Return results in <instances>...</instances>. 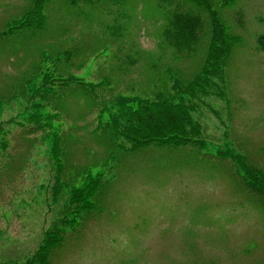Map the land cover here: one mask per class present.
<instances>
[{
	"label": "rangeland",
	"instance_id": "374dc122",
	"mask_svg": "<svg viewBox=\"0 0 264 264\" xmlns=\"http://www.w3.org/2000/svg\"><path fill=\"white\" fill-rule=\"evenodd\" d=\"M210 2L234 39L224 95L190 112L200 146L127 150L106 122L117 94L152 97L198 73L211 30L202 7L47 0L42 28L0 37V264L25 262L64 215L48 264H264V181L223 154L264 174V0ZM31 6L0 0V32ZM176 8L203 20L188 47L163 35ZM90 178L93 204L73 212L70 192Z\"/></svg>",
	"mask_w": 264,
	"mask_h": 264
},
{
	"label": "trees",
	"instance_id": "16d2710c",
	"mask_svg": "<svg viewBox=\"0 0 264 264\" xmlns=\"http://www.w3.org/2000/svg\"><path fill=\"white\" fill-rule=\"evenodd\" d=\"M31 1V8L12 27L0 32V37L19 29L32 30V28L40 29L43 27L45 22L44 7L47 0ZM186 1L196 8L202 7L209 17L211 30L202 65L190 81L184 84L175 80L169 91L156 92L152 97L119 93L111 100L114 110L110 120L106 123L115 139L120 136L123 141L129 144L125 146L127 150H136L151 145L178 146L184 142H191L200 146L203 142L199 137L202 128L197 121L194 124L190 116L194 104H198V101H195L196 99L201 100L205 96L222 97L224 95L222 85L224 83L225 64L230 50L229 39H234V37L227 34L226 27L222 25L210 0ZM166 18L167 28L163 35L170 37L171 44L173 43L178 47H188L191 43L196 42L197 37H199V30L203 26L200 15L189 10L176 8V10L169 11ZM258 42L263 50L264 36H260ZM223 154L231 157L236 164L243 162L246 174L244 179L249 173L255 176L256 183L264 181V174L257 172L254 167L246 163L241 155L228 152ZM100 178H90L87 187L72 188L68 201L69 208L73 209V212L78 209L82 211L92 206V198L100 187ZM256 189L260 191L264 199V187H256ZM68 225L69 220L66 219L65 215L56 218L45 230L42 243L37 251L25 262L14 264H48L47 259L50 251L61 245L65 228Z\"/></svg>",
	"mask_w": 264,
	"mask_h": 264
}]
</instances>
